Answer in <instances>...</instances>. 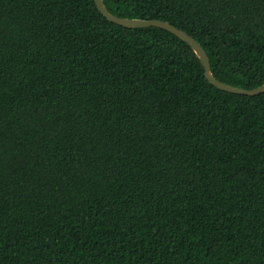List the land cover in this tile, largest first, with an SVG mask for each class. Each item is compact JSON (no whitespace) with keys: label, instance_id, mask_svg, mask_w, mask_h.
I'll list each match as a JSON object with an SVG mask.
<instances>
[{"label":"trees","instance_id":"16d2710c","mask_svg":"<svg viewBox=\"0 0 264 264\" xmlns=\"http://www.w3.org/2000/svg\"><path fill=\"white\" fill-rule=\"evenodd\" d=\"M264 84V0H102ZM0 264H264V93L94 0H0Z\"/></svg>","mask_w":264,"mask_h":264},{"label":"water","instance_id":"95a60500","mask_svg":"<svg viewBox=\"0 0 264 264\" xmlns=\"http://www.w3.org/2000/svg\"><path fill=\"white\" fill-rule=\"evenodd\" d=\"M94 3L96 5L97 10L100 12V14L106 18L109 22H112L116 25L125 27V28H147V27H157V28H162L176 37H178L180 40L184 41L187 43L194 54L197 56L199 62L201 63L204 71H205V77L207 81L213 85L215 88H217L220 91L235 94V95H243V96H257L262 93H264V84L251 89V90H245L242 88L234 87L228 84H225L223 82H220L216 80L210 71V64L208 57L203 50V48L199 45L197 41H195L191 36H189L187 33L184 31L174 27L168 22L165 21H160V20H140V19H122V18H117L113 15H111L107 9L105 8L102 0H94Z\"/></svg>","mask_w":264,"mask_h":264}]
</instances>
